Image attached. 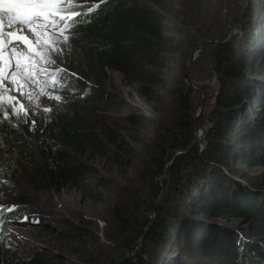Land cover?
<instances>
[{
    "label": "trees",
    "instance_id": "16d2710c",
    "mask_svg": "<svg viewBox=\"0 0 264 264\" xmlns=\"http://www.w3.org/2000/svg\"><path fill=\"white\" fill-rule=\"evenodd\" d=\"M77 2L90 5L78 11L81 13H87L93 5L99 7L82 18L77 17L81 22L63 34L60 43L63 52L57 53L58 62L74 78L59 93L60 104L51 107L43 122L35 125L34 120L16 115L9 108H0V181L12 178L36 190L55 192L72 185L89 199L98 201L102 193L90 190L94 184L91 166L76 155L90 151L117 164L129 163L134 167V178H127L117 192L109 214L111 235L105 234L115 244L117 253L110 264H139L132 261L133 256H137L132 250L143 233V239L153 245L172 244L180 234L188 239L189 248L210 257L209 264H264V253L258 248L250 251L241 245L242 248L236 250V243L240 245L239 239L242 241L239 236L235 241L220 227H198L194 224L196 220L189 217V214L201 217L208 213L211 217L245 218L252 235H264V196L253 189L252 192L238 190V195H230L232 181L229 174L221 173L236 156L242 159L236 160L237 164L264 165V98L259 92L260 84L252 86L246 80L240 89L237 83V79L245 80L247 73H261L264 60L244 49L234 53L230 41L213 45L211 62L219 91L213 105V119L201 138L192 142L193 119L189 115L188 93L172 87L165 92L170 104L169 121L145 140L144 137L138 139L134 132L142 116L131 112L132 107L125 104L119 106L118 115L108 119L109 123L104 122L98 114L103 89L87 91L81 80L90 78L98 86L114 71L125 84L134 85L141 97L153 99L154 87L159 83L151 66L163 50L181 47V26L199 19L201 0ZM169 15L173 18H168ZM263 17L260 15L257 21L262 29ZM248 32L250 29L245 34ZM64 35L69 37L67 42ZM256 102L261 107L259 112L250 108ZM4 110L10 113L7 119ZM237 119L239 131H235L234 126ZM125 139L141 148L133 157L134 145ZM256 139H260V144L255 154H239L240 145H250L251 140ZM127 156L131 159L123 162ZM170 159V164L165 166ZM228 189L232 191L227 192ZM157 196L160 198L156 199ZM178 201L184 203L183 208L187 210L180 220L181 208L175 207ZM152 209L155 217L144 231L147 214ZM64 225L69 226L67 222ZM237 256L248 260L236 262ZM155 258L158 256L144 264H155Z\"/></svg>",
    "mask_w": 264,
    "mask_h": 264
},
{
    "label": "rangeland",
    "instance_id": "374dc122",
    "mask_svg": "<svg viewBox=\"0 0 264 264\" xmlns=\"http://www.w3.org/2000/svg\"><path fill=\"white\" fill-rule=\"evenodd\" d=\"M77 3L82 6L71 7L68 11L78 12L90 6L84 2ZM260 15H264V0H201L199 19L190 20L188 24L181 26L183 29L181 47L163 50L158 61L151 66L159 83L154 87L155 95L151 100L141 97L134 85L125 84L119 73L114 71L108 74L107 81L98 86L90 78L82 79V84L86 86L87 91L93 92L99 87L103 89L104 94L99 103L98 114L106 123H109L108 119L120 113L119 106L129 104L132 107L131 112L141 115L143 119L136 126L134 136L138 139L144 137V140L161 124L169 121L170 104L165 92L172 87L179 88L188 93L189 115L192 119L199 109L201 100H204L203 110L197 120L204 132L205 128L210 126L211 118L213 119V105L219 91V84L211 62L215 44L203 48H198L197 45L210 40L230 41L234 53L244 49L250 54H257L256 57L260 60H264V29L260 27L261 24L257 26ZM167 17L173 18L172 15ZM165 24L167 25L168 22L166 21ZM235 26L238 27V31ZM244 27L246 30L242 29ZM248 29L250 32L246 35L245 32ZM55 38L63 41V35L58 31L55 33ZM50 39L48 35H42L41 44H47ZM18 43L27 53L21 58L22 65H27L31 69L39 83L25 87L23 89L25 95L0 88V108H9L16 115L28 120L43 122L44 115L47 113L44 108L60 104L61 99L56 97L60 98L59 93L62 92V88L68 86L74 75L58 62L57 53L54 54L55 64H45L42 60L45 53L40 51L37 45H31V52H29L28 46L22 41ZM191 49L193 53L191 60L188 61ZM29 56L32 58L29 59ZM251 61L253 62V59ZM4 62L5 64L8 62L7 52L4 53ZM41 69H47V71L41 73ZM56 69L65 71L58 72ZM5 70L7 71V68ZM53 77L57 80L56 85L51 83ZM246 80L250 81L252 86L259 83V92L264 98V70L261 73H247L245 80L237 79L240 89L246 84ZM12 81L23 84L21 76L13 77ZM5 84L9 88L12 87L9 81H5ZM188 84L191 87H188ZM41 87L44 89L43 94L40 93ZM13 97L15 99H12ZM21 105L30 109L28 115L24 114ZM250 108L256 112L261 110L258 102L252 104ZM236 123H239L238 119L234 126L235 131H239V124ZM250 124L252 125L251 121ZM255 131H258V128ZM125 141L134 145L132 157L141 150L130 139ZM251 141L253 143L250 145L238 144L240 155L255 154L260 139ZM76 158L91 166V179L94 184L90 190L100 191L102 193L100 200L89 199V196L72 185H65L60 191L55 192L52 189L36 190L12 178L0 181V264H110L114 261L117 255L115 244L105 236V234L111 235L108 229L110 209L116 200L117 192H120L122 185L126 183V179L134 178L132 176L134 167L129 163L117 164L108 157L93 154L90 151L83 155H76ZM130 159V156L124 157L123 162ZM236 160L242 159L236 156L221 172L229 174L228 178L232 181L231 185L227 183V186L230 185L233 191L228 189L227 192L232 191L230 195L234 196L239 194L238 190L247 189L252 192L253 189L258 195L264 196V165L248 166L237 164ZM169 164L170 162L167 165ZM142 168L143 166L140 169ZM163 175L164 173L160 177L162 178ZM177 206L181 208L180 220L182 213L187 214V210L183 208L185 204L181 201L175 203V207ZM154 217L155 211L152 214V220ZM189 217L196 220L194 224L198 227L207 228L208 225H214L220 227V230L228 231V235L235 241L238 236L242 238V241L239 239L240 245L236 243V250L241 245H245L243 247H247L250 251L258 248L264 253V235L260 237L252 235L253 233L247 230L248 219L211 217L208 213L201 217L199 214H189ZM65 222L69 226L64 225ZM244 232L247 233L244 235ZM174 239L176 241L172 244L161 242L153 245L142 237L138 245H135L136 241L134 242L132 250L134 254L139 255V259L133 256L132 261L144 264L158 256L157 259L155 258V264L210 263L209 256L189 248L191 244L186 237H180L179 234ZM244 256H237L236 262L245 263L248 259Z\"/></svg>",
    "mask_w": 264,
    "mask_h": 264
},
{
    "label": "snow or ice",
    "instance_id": "6c2138e0",
    "mask_svg": "<svg viewBox=\"0 0 264 264\" xmlns=\"http://www.w3.org/2000/svg\"><path fill=\"white\" fill-rule=\"evenodd\" d=\"M103 2L104 0H101V3ZM74 6L82 5H79L77 0H0V88L6 91H17L21 95H25L26 93L23 91L25 87L39 83L31 69L27 65H22L21 58L27 53L20 48L18 42L22 41L28 46L29 52H31V45H37L39 50L45 53L42 57L43 62L55 64L54 54L63 52V48L60 47L61 41L55 38V33L58 31L63 35L68 29L81 22L77 17L82 18L99 7L98 4L93 5L92 8L87 9V13L69 12L68 9ZM45 34L51 39L47 44H41V36ZM68 39L69 37L64 35V42H67ZM5 52L8 54L6 64L4 62ZM28 58L31 59L32 57L29 56ZM46 71L47 69H41V73ZM56 71L65 70L56 69ZM17 76L23 78V84L12 81V78ZM5 81L12 83V87L9 88ZM51 83L52 85L57 84L55 77L51 79ZM43 92L44 89L41 87L40 93L43 94ZM56 98L60 99L59 97ZM21 108L25 115L29 114L30 109L27 106L21 105ZM44 111L50 112L51 109L44 108ZM9 115L10 113L4 110L5 119ZM32 123L35 125L36 121L34 120Z\"/></svg>",
    "mask_w": 264,
    "mask_h": 264
},
{
    "label": "water",
    "instance_id": "95a60500",
    "mask_svg": "<svg viewBox=\"0 0 264 264\" xmlns=\"http://www.w3.org/2000/svg\"><path fill=\"white\" fill-rule=\"evenodd\" d=\"M235 29L238 31V27L235 26ZM225 41V40H224ZM223 40L222 41H215V40H210V41H207V42H201L200 44H198V48H203V47H206L208 45H212V44H217V43H222L224 42ZM192 53H193V49L190 50V55H189V58H188V61L191 60V57H192ZM188 87H191L189 84H188ZM203 106H204V100L202 99L201 102H200V106H199V109L198 111L196 112V114H194L193 116V139H192V142H196L201 136H202V129L200 127V125L197 123V120H198V117L200 116L201 114V111L203 110ZM179 151H177L176 153H178ZM171 162V159L168 160L166 163H165V166ZM154 212V209H152L149 214H148V221L144 227V231L149 227L151 221H152V214ZM144 233L141 234L138 239L136 240L135 242V245H138L139 241L141 240V238L143 237Z\"/></svg>",
    "mask_w": 264,
    "mask_h": 264
}]
</instances>
